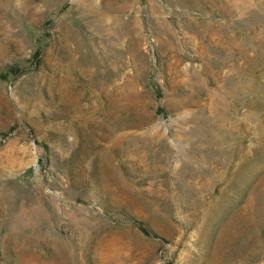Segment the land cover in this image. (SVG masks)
I'll use <instances>...</instances> for the list:
<instances>
[{"label": "rangeland", "instance_id": "374dc122", "mask_svg": "<svg viewBox=\"0 0 264 264\" xmlns=\"http://www.w3.org/2000/svg\"><path fill=\"white\" fill-rule=\"evenodd\" d=\"M0 264H264V0H0Z\"/></svg>", "mask_w": 264, "mask_h": 264}, {"label": "trees", "instance_id": "16d2710c", "mask_svg": "<svg viewBox=\"0 0 264 264\" xmlns=\"http://www.w3.org/2000/svg\"><path fill=\"white\" fill-rule=\"evenodd\" d=\"M139 224L144 231L149 232L148 228L142 222H139Z\"/></svg>", "mask_w": 264, "mask_h": 264}]
</instances>
